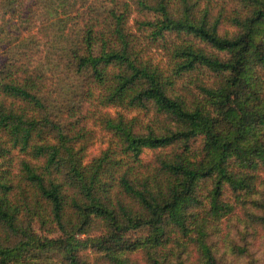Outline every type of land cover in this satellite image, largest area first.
<instances>
[{"label": "trees", "instance_id": "16d2710c", "mask_svg": "<svg viewBox=\"0 0 264 264\" xmlns=\"http://www.w3.org/2000/svg\"><path fill=\"white\" fill-rule=\"evenodd\" d=\"M0 264H264V0H0Z\"/></svg>", "mask_w": 264, "mask_h": 264}, {"label": "rangeland", "instance_id": "374dc122", "mask_svg": "<svg viewBox=\"0 0 264 264\" xmlns=\"http://www.w3.org/2000/svg\"><path fill=\"white\" fill-rule=\"evenodd\" d=\"M103 148V145L99 142L95 143L91 148L89 152V157H93L99 153V150Z\"/></svg>", "mask_w": 264, "mask_h": 264}]
</instances>
